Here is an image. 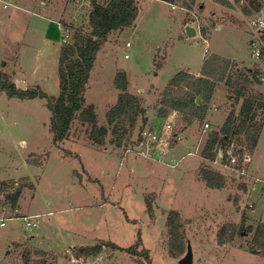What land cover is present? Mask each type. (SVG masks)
Here are the masks:
<instances>
[{
    "label": "rangeland",
    "instance_id": "obj_1",
    "mask_svg": "<svg viewBox=\"0 0 264 264\" xmlns=\"http://www.w3.org/2000/svg\"><path fill=\"white\" fill-rule=\"evenodd\" d=\"M91 3L0 0V39L3 33L7 38L0 44V68L21 88L23 84L25 89L38 86L47 95L58 96L61 47L71 40L67 37L71 28L89 31ZM212 4L210 0L141 2L135 24L109 37L91 73L86 100L95 107L101 123L120 93L114 84L118 70L128 73L129 91L143 100L148 127L165 123L158 116V104L177 72L198 76L208 56L214 55L229 60V70L261 65L251 57L250 36L239 10L229 2ZM188 26L198 32L195 37L188 36ZM248 90L264 92V81ZM241 103L236 105L220 83L203 122L183 129L186 125L178 117L175 132L183 130V139L169 155L180 160L174 168L164 161L125 156L126 148L110 143L109 137L103 146H96L80 125L73 138L63 143L72 152L66 156L65 151L51 146L43 100L27 103L0 95V182L9 181L11 192L34 184L24 189L17 208L21 214L37 216L38 224L26 230L23 220L14 217L0 225V264H28L24 256L29 250V264L43 258L46 264H138L131 255L108 246L96 257L77 259L76 252L100 242L127 248L139 237L141 249L150 250L153 264H180L187 251L179 256L170 254L167 218L173 210L181 214L193 264H264V256L255 253L257 249L251 250V235H238L226 245L218 241L220 229L229 222L241 224L244 211L250 215L246 226L264 221V186L252 178L264 179V128L247 178L201 155L210 132L219 130L229 112L233 108L239 111ZM205 123L211 126L207 130ZM142 126L143 118L139 117L134 135ZM47 151L51 154L42 167L29 161L42 158ZM202 165L223 173L227 186L208 188L199 177ZM241 179L249 183L246 191L241 188ZM148 199L153 217L148 212ZM14 209L0 194V220L14 215ZM35 250L45 255L38 256Z\"/></svg>",
    "mask_w": 264,
    "mask_h": 264
},
{
    "label": "trees",
    "instance_id": "obj_2",
    "mask_svg": "<svg viewBox=\"0 0 264 264\" xmlns=\"http://www.w3.org/2000/svg\"><path fill=\"white\" fill-rule=\"evenodd\" d=\"M142 1L108 0L101 2L92 0V8L89 11V31L71 28V40L61 47L60 67H58L60 92L56 97L47 95L38 86L33 89L28 87L22 89L21 85L12 80L10 74L0 68V95L27 103L35 99L43 100L45 103L43 108L47 113L46 126L51 134V146L65 151L66 156H72V152L66 150L63 143L73 138L78 125L85 130L92 144L101 147L109 137L110 143L124 148L134 145L145 129L153 127H146L149 118L143 100L129 91L128 73L122 69L117 71L114 79L115 87L120 91L117 102L107 111L103 123L95 107L88 104L86 100L91 73L99 52L114 32L124 31L135 24L141 13ZM162 1L174 4L179 0ZM227 1L223 0L222 3L227 5L229 2ZM249 6L255 7V11L261 8L257 0H249ZM244 11L249 15L253 13L247 6ZM231 65L229 60L214 55L211 58L208 56L198 76L188 71L177 72L161 95L162 98L158 104L161 108L158 116L161 119H167L177 111L179 122L182 121L186 125L183 129L194 123H201L206 119L210 103L219 84L224 83L230 97L234 98V103L238 105L242 102L241 107L239 111L233 108L223 126L219 130L210 132L201 155L209 162L216 160L226 162L228 156L225 152L232 147L240 166L245 155L254 154L264 128V94H253L248 90L249 86L262 84L261 77L264 75V70L257 67L229 70ZM139 117L143 118V126L134 135ZM182 131H177V133ZM220 152H222V157H220ZM50 154L51 152L47 151L43 155L44 158L36 157L35 160L29 159V161L42 167ZM75 156L78 157L76 154ZM199 177L211 189H223L228 184L227 177L209 165L200 167ZM241 181V188L246 191L249 183L242 179ZM27 186L34 187V184H25L11 192L9 191L12 187L10 182L2 181L0 182V194L5 196L7 204L16 209ZM147 208L150 216L153 217L154 209L150 199L147 200ZM249 208L251 210V207ZM249 221L250 215L244 211L241 224L229 222L220 229L218 241L226 245L234 241L238 235L244 237L251 235L249 242L251 250L257 249L254 252H260L264 256V221L259 220L256 226L255 224L246 226ZM167 224L170 254L172 256L184 254L188 246L180 212L171 211L168 214ZM107 246L131 255L138 264H153L150 250L141 249L143 243L140 237L134 246L127 248L112 242L83 246L76 252V258L96 257ZM29 251H26L27 255L24 256L28 264L31 259ZM35 253L38 256L45 255V252L41 250H35ZM36 264L46 263L43 258L38 259Z\"/></svg>",
    "mask_w": 264,
    "mask_h": 264
},
{
    "label": "built area",
    "instance_id": "obj_3",
    "mask_svg": "<svg viewBox=\"0 0 264 264\" xmlns=\"http://www.w3.org/2000/svg\"><path fill=\"white\" fill-rule=\"evenodd\" d=\"M235 8H237L246 24L250 36L249 49L251 57L256 61L264 65V0H257V2L262 3V7L258 10H252V14H245L244 8L247 6L250 10L253 8L249 6V0H228ZM6 7V5L4 6ZM67 31V29L65 30ZM68 33V32H67ZM68 39H70V34H67ZM67 43V42H65ZM205 53L209 52L207 41ZM126 46L130 47L131 44L128 42ZM125 55V58H128ZM264 81V75L261 77ZM179 114L173 112L168 118L165 119V123L162 125H156L152 128L145 129L134 145L126 148L125 156L132 155L135 158H143L153 161H164L167 162L172 167L176 168L180 163V160H175L174 158H169V155L174 151V145L180 142L183 137L181 133L175 132V121ZM211 126L209 123H205V129H209ZM192 154V153H189ZM225 154L228 156L226 162L217 160L222 164L221 166L230 169L234 174L247 178L249 176V167L252 161V155H245L243 157L242 164L238 165V157L234 154L232 147L228 149ZM220 157H222V152H220ZM256 184L259 186H264V179L260 177H252ZM14 217L21 218L24 222V228L26 230L35 229L37 224V216H28L21 214L19 209H14V215L8 216L7 218L0 220V225L3 227L6 221L14 219Z\"/></svg>",
    "mask_w": 264,
    "mask_h": 264
},
{
    "label": "water",
    "instance_id": "obj_4",
    "mask_svg": "<svg viewBox=\"0 0 264 264\" xmlns=\"http://www.w3.org/2000/svg\"><path fill=\"white\" fill-rule=\"evenodd\" d=\"M197 33L198 32L196 31L195 28H193L191 26L187 27V34L189 37H195L197 35ZM25 87H26L25 84H23L22 88L25 89ZM192 257H193V254H192L191 248L188 247L186 255L180 260V264H193V258Z\"/></svg>",
    "mask_w": 264,
    "mask_h": 264
},
{
    "label": "crops",
    "instance_id": "obj_5",
    "mask_svg": "<svg viewBox=\"0 0 264 264\" xmlns=\"http://www.w3.org/2000/svg\"><path fill=\"white\" fill-rule=\"evenodd\" d=\"M210 1H212V3H213L212 5L215 4V5H218V6H219V5H222V4H223V3H222L223 0H210ZM230 4H231V3H230ZM259 4H260L261 7H262V3L259 2ZM223 5H224V4H223ZM254 9H255V7H253V8L251 9V11L254 10ZM0 25H2V24H0ZM218 26H219V25H218ZM2 27H3V26H2ZM246 29H247V28H246ZM16 31H18V28L16 29ZM247 31H248V30H247ZM4 34H5V33H3V35L1 34V39H0V44H1V45H3L4 42L7 41V40H6L7 38H5ZM12 38H13V37H12ZM5 40H6V41H5ZM249 42H250V41H249ZM1 45H0V51H2V49H1L2 46H1ZM248 47H249V43H248ZM256 64H257V66H256L257 68H260L261 70L264 69V68H262V67H263V64H261V63H260L261 65H258V63H256ZM262 76H263V75H262ZM261 80H262V79H261ZM262 81H263V80H262ZM261 85H262V84H261ZM257 86H259V85H257ZM257 93H258V92H257ZM259 93H263V94H264L263 91H260ZM25 215H26V214H25ZM30 216H34V215H30Z\"/></svg>",
    "mask_w": 264,
    "mask_h": 264
}]
</instances>
